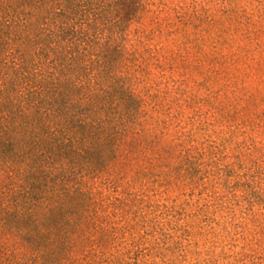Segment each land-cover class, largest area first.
<instances>
[{
	"label": "rangeland",
	"instance_id": "374dc122",
	"mask_svg": "<svg viewBox=\"0 0 264 264\" xmlns=\"http://www.w3.org/2000/svg\"><path fill=\"white\" fill-rule=\"evenodd\" d=\"M145 2L128 40L171 117L83 180L92 229L61 264H264V0Z\"/></svg>",
	"mask_w": 264,
	"mask_h": 264
},
{
	"label": "trees",
	"instance_id": "16d2710c",
	"mask_svg": "<svg viewBox=\"0 0 264 264\" xmlns=\"http://www.w3.org/2000/svg\"><path fill=\"white\" fill-rule=\"evenodd\" d=\"M147 9L145 0H0V178L10 182L0 189V264L65 262L92 229L83 180L155 138L160 120L142 117H171L142 86L128 40Z\"/></svg>",
	"mask_w": 264,
	"mask_h": 264
}]
</instances>
